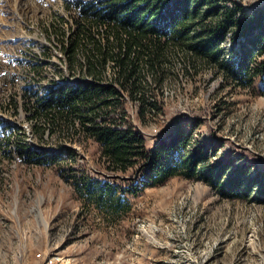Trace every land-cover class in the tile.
I'll return each mask as SVG.
<instances>
[{
	"label": "rangeland",
	"instance_id": "1",
	"mask_svg": "<svg viewBox=\"0 0 264 264\" xmlns=\"http://www.w3.org/2000/svg\"><path fill=\"white\" fill-rule=\"evenodd\" d=\"M75 1L0 0V264H46L57 257L60 264H264L261 75L237 89L221 85L214 68L201 69L155 95L157 113L142 119L136 105L126 107L130 123L150 140L179 120L191 134L189 150L202 149L210 167H223V183L231 182L228 197L198 178H173L128 199V213L105 220L75 195L74 175L110 177L97 161L98 147L60 134L31 106L33 94L78 80L64 65L59 44L70 27L65 4ZM229 1L242 6L245 18L264 8V0ZM237 46L224 42L226 59ZM258 60L264 62V55ZM18 134L35 149L72 148L78 159L26 164L12 152ZM114 176L126 180L132 173Z\"/></svg>",
	"mask_w": 264,
	"mask_h": 264
},
{
	"label": "trees",
	"instance_id": "2",
	"mask_svg": "<svg viewBox=\"0 0 264 264\" xmlns=\"http://www.w3.org/2000/svg\"><path fill=\"white\" fill-rule=\"evenodd\" d=\"M65 9L70 27L59 40L62 61L78 80H61L40 96L33 94L31 106L33 115L47 117L60 134L82 136L98 147L97 161L110 177L74 175L75 195L105 220L128 213V199L173 178H198L228 197L231 182L223 183V167H210L206 151L189 150L191 134L179 120L150 140L130 123L126 107L136 105L142 119L152 115L159 104L155 95L201 69L214 68L221 85L251 87L258 75L264 77V62L258 60L264 55V8L248 18L229 0H76ZM227 39L238 46L226 59ZM36 132L42 139V130ZM21 138L11 142L12 152L26 164L60 166L78 159L72 148L44 151ZM130 172L126 180L112 177Z\"/></svg>",
	"mask_w": 264,
	"mask_h": 264
},
{
	"label": "bare ground",
	"instance_id": "3",
	"mask_svg": "<svg viewBox=\"0 0 264 264\" xmlns=\"http://www.w3.org/2000/svg\"><path fill=\"white\" fill-rule=\"evenodd\" d=\"M59 260L60 258L57 257L55 260L51 259L50 261L46 262V264H57V263L60 264Z\"/></svg>",
	"mask_w": 264,
	"mask_h": 264
}]
</instances>
